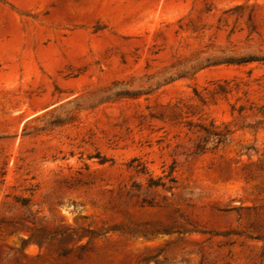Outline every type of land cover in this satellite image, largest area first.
Listing matches in <instances>:
<instances>
[{
  "label": "rangeland",
  "instance_id": "374dc122",
  "mask_svg": "<svg viewBox=\"0 0 264 264\" xmlns=\"http://www.w3.org/2000/svg\"><path fill=\"white\" fill-rule=\"evenodd\" d=\"M0 264H264V0H0Z\"/></svg>",
  "mask_w": 264,
  "mask_h": 264
}]
</instances>
